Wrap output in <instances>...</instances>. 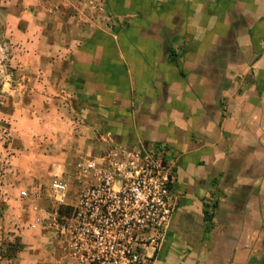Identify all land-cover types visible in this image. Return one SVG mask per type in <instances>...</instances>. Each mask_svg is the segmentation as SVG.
<instances>
[{"label": "crops", "instance_id": "obj_1", "mask_svg": "<svg viewBox=\"0 0 264 264\" xmlns=\"http://www.w3.org/2000/svg\"><path fill=\"white\" fill-rule=\"evenodd\" d=\"M85 1L0 0L11 196L53 180L73 194L95 182L78 165L161 144L175 209L152 264H264V0ZM31 222L11 264L56 247Z\"/></svg>", "mask_w": 264, "mask_h": 264}, {"label": "built area", "instance_id": "obj_2", "mask_svg": "<svg viewBox=\"0 0 264 264\" xmlns=\"http://www.w3.org/2000/svg\"><path fill=\"white\" fill-rule=\"evenodd\" d=\"M78 167L92 172L95 182L69 194L64 182L53 180L51 216L35 215L29 227L64 240L74 264H152L175 209L176 177L167 149H119ZM59 208L69 209L68 215H59Z\"/></svg>", "mask_w": 264, "mask_h": 264}, {"label": "rangeland", "instance_id": "obj_3", "mask_svg": "<svg viewBox=\"0 0 264 264\" xmlns=\"http://www.w3.org/2000/svg\"><path fill=\"white\" fill-rule=\"evenodd\" d=\"M80 1L81 0H79V2ZM100 3L101 2L96 0H88L83 2V5L85 6V9H90L98 15H101L105 8ZM10 64L12 65L13 63L5 60L0 64V264H11V259L21 251L19 250L21 245L18 241L20 229H27L25 228L26 224L33 218V216L42 215L43 212L52 211L54 209V206L48 197L49 184L38 185L23 183V186L25 187L23 190L31 197L26 199L18 196L16 199L14 196H11V192L16 182L13 179V176H11L12 172L9 171L8 161L9 157L13 154L11 153L13 151H11V139L8 134L10 121L6 118V111L8 112V110L16 108L18 102L6 104L3 99L6 91L2 90L3 82L6 81V79L8 83L10 82L11 84H14V81L17 80L11 74L12 69L9 67ZM78 190L79 188L75 189L74 193ZM68 193L72 194V188H68ZM72 198L73 196H69V203H72ZM34 233H28L27 239L39 243L43 242V235L45 236V234L41 232ZM55 243L56 247L54 250H52L53 244H48L47 248L30 249V254H25L26 257L23 264H32L29 258L33 257L32 254L34 253H39L37 261L39 264H53L54 259H58V264H74L73 260L70 258L64 240L55 238ZM176 243L182 245V247H179V250L185 252V243H187V241L177 238ZM50 249L53 251V256L48 258L46 252L50 251ZM54 253L57 255L56 257ZM142 253H149V251L143 250ZM153 259L154 257L152 258V261ZM155 262L156 263L154 264H177V261H174V259L172 260L168 254L163 258H158Z\"/></svg>", "mask_w": 264, "mask_h": 264}, {"label": "trees", "instance_id": "obj_4", "mask_svg": "<svg viewBox=\"0 0 264 264\" xmlns=\"http://www.w3.org/2000/svg\"><path fill=\"white\" fill-rule=\"evenodd\" d=\"M58 213L59 215H68L69 213V209H62V208H59L58 209ZM18 252V251H17Z\"/></svg>", "mask_w": 264, "mask_h": 264}]
</instances>
